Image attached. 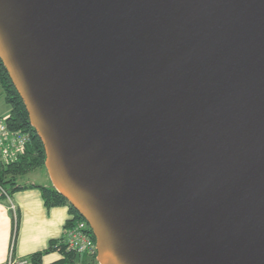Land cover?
Wrapping results in <instances>:
<instances>
[{"label":"water","instance_id":"1","mask_svg":"<svg viewBox=\"0 0 264 264\" xmlns=\"http://www.w3.org/2000/svg\"><path fill=\"white\" fill-rule=\"evenodd\" d=\"M0 59L99 264H264V0H0Z\"/></svg>","mask_w":264,"mask_h":264},{"label":"trees","instance_id":"2","mask_svg":"<svg viewBox=\"0 0 264 264\" xmlns=\"http://www.w3.org/2000/svg\"><path fill=\"white\" fill-rule=\"evenodd\" d=\"M0 92L4 101L9 105L6 113V125L9 130H17L27 135L20 151H16L12 157L3 159L0 157V199H4L15 190L26 187H36L39 189L43 203L46 207L55 205H66L69 217L65 220L64 228L71 225L74 221L84 218L72 207L65 197L57 191L50 182H37L30 178H25L26 173L37 167L44 166L45 151L41 139L36 134L33 126L29 122L28 113L25 105L14 87L1 59H0ZM24 178V179H22ZM21 180V181H20ZM90 235L94 236L89 228ZM59 239H50L48 245L43 250L32 252L27 260L31 264H74L80 254L72 249H68L64 242ZM50 249H58L62 257L48 263L42 260V254ZM91 256L95 257V253ZM97 263V260L93 258ZM87 262V261H86ZM91 262L90 264H96Z\"/></svg>","mask_w":264,"mask_h":264},{"label":"crops","instance_id":"3","mask_svg":"<svg viewBox=\"0 0 264 264\" xmlns=\"http://www.w3.org/2000/svg\"><path fill=\"white\" fill-rule=\"evenodd\" d=\"M68 217L66 205L46 207L36 187L15 190L0 199V264H7L9 255L14 264H31L28 256L45 249L50 239H59ZM60 257L62 253L58 249L42 254L44 263ZM83 258L76 259L74 264H87Z\"/></svg>","mask_w":264,"mask_h":264},{"label":"built area","instance_id":"4","mask_svg":"<svg viewBox=\"0 0 264 264\" xmlns=\"http://www.w3.org/2000/svg\"><path fill=\"white\" fill-rule=\"evenodd\" d=\"M27 139L25 133L9 130L6 125V115L0 116V157L7 159L16 151H20ZM61 242L77 253L93 254L96 252L95 241L92 239L86 220L79 219L64 228ZM15 260L9 255L7 264H14Z\"/></svg>","mask_w":264,"mask_h":264},{"label":"rangeland","instance_id":"5","mask_svg":"<svg viewBox=\"0 0 264 264\" xmlns=\"http://www.w3.org/2000/svg\"><path fill=\"white\" fill-rule=\"evenodd\" d=\"M8 109H9V105L4 101L3 95L0 92V116L6 115L5 113L8 111ZM24 177L30 178L31 180H34L37 182H41V181L50 182L47 171L43 167L35 168L34 170L26 173V175H24ZM22 179H24V178H22ZM79 254H80V257L78 258L77 261H80L81 256H83L84 258L82 260H87V264L94 262L93 258H95V257L91 256L92 254H88V253H79ZM94 263H96V262H94ZM96 264H99V263L97 262Z\"/></svg>","mask_w":264,"mask_h":264}]
</instances>
